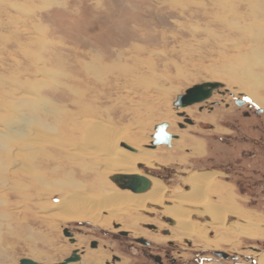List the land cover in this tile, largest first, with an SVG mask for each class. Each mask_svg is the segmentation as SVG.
Here are the masks:
<instances>
[{
	"label": "rangeland",
	"instance_id": "374dc122",
	"mask_svg": "<svg viewBox=\"0 0 264 264\" xmlns=\"http://www.w3.org/2000/svg\"><path fill=\"white\" fill-rule=\"evenodd\" d=\"M239 77L248 80L243 82ZM207 80L219 81L223 86L213 89L206 100L176 109L172 102L178 93ZM243 83L253 89L256 97L240 87ZM225 88L228 92L222 96L220 92ZM218 89L221 91L215 92ZM38 94L51 105L45 101L49 111H35L45 114L48 129L44 128L42 132L39 129L31 136L30 143L25 138L5 142L7 150L0 151V264H18L21 257L56 262L75 247L83 264H88L86 258H90L89 264H152L131 243L136 251H128L129 240L120 238L119 229L131 233V239L133 232V235L154 240L152 250H160L157 247L168 249L170 256L177 257L175 264L233 263L230 259H216L209 252L196 255L202 247L208 251L214 248L236 253L239 261L248 254L251 261L245 263H258L264 253V192L253 193L249 187L236 186L233 170H222V174L214 167L222 161L223 165L232 168L238 149L248 147L244 143L219 139L220 135H232L229 122H241L236 126L241 129L240 135L251 134L257 137L260 146L264 145V133L251 126H264V0H0V129L4 128L2 123L10 111L26 115V102L22 100L37 99ZM236 97L247 99L244 104H251L250 107L237 106ZM221 98L227 104L220 100V104H213L214 109L211 106L205 110L199 108ZM17 103L20 104L18 109L11 108ZM246 107L260 112L249 110L250 116L245 117L241 109ZM179 111H184L194 122H183V117L177 114ZM93 119L115 127L122 142L143 148L150 159L142 167L138 165L141 172L158 178L167 193L171 192L167 182L156 172L171 177L190 165H198L192 166L193 170L206 171L202 165L219 170L214 171L216 184L209 189L207 201L223 207L232 224L219 227L208 219L191 218L197 225H202L196 228L194 237L178 232L163 220L164 214L155 204L140 210L102 207L100 216L109 211L112 214L98 221L89 217L61 219L50 212H56L51 208L46 209L47 213L42 212V206L49 205V194L46 193L57 181L63 182L64 186L78 180V185L82 183L78 187L79 194H92L96 182L90 176L95 172L84 175L85 171L76 167L72 171L65 168H69L68 161L73 160L68 158L71 154H75L74 162L96 163L92 159L96 158V144L99 143L81 136L87 121ZM161 121H167L168 130L177 133L178 137L172 138L170 145L151 147L154 124ZM180 121L185 126L180 127ZM202 123L214 126L207 127ZM120 143L118 146L121 147ZM81 148L89 150L84 159ZM76 155L80 160L75 158ZM14 157L18 163H13ZM240 161L242 165L236 166L235 170L244 177L263 171L260 169L263 161ZM101 167H105L104 162L97 171ZM35 171L40 178L33 182ZM190 171L189 168L184 171L185 176H180L185 183ZM100 172L105 186L115 185L122 189L110 178L117 170L110 169L106 173L100 169ZM85 187H88L87 191ZM178 188L173 191L187 190ZM42 189L46 191L43 193ZM53 193L50 200L54 201L60 192ZM211 194L216 195L217 200H211ZM42 195L41 199L39 196ZM243 220L250 223H242ZM146 223L169 227L172 234L168 236L160 229L152 231ZM234 223H239L241 228L232 226ZM64 228L72 232L73 241L63 232ZM208 233L214 234L211 237ZM168 239H173L177 245L169 247L166 245ZM91 240L96 241L95 247L89 245ZM263 258L258 264H264Z\"/></svg>",
	"mask_w": 264,
	"mask_h": 264
},
{
	"label": "bare ground",
	"instance_id": "6f19581e",
	"mask_svg": "<svg viewBox=\"0 0 264 264\" xmlns=\"http://www.w3.org/2000/svg\"><path fill=\"white\" fill-rule=\"evenodd\" d=\"M44 3V2H43ZM14 40V39H13ZM30 43V41H29ZM256 48V47H255ZM241 58H243L241 56ZM248 60V59H247ZM38 65V64H37ZM40 66V65H39ZM38 68V66H37ZM44 70V67H43ZM42 70V71H43ZM241 70H243L241 68ZM243 72V71H242ZM236 73V72H235ZM18 75V74H17ZM218 76V75H217ZM239 76V74H238ZM244 76V75H243ZM246 76V75H245ZM19 77V76H18ZM229 77V76H228ZM232 77V76H231ZM235 77V76H234ZM12 78V77H11ZM44 78V77H43ZM230 78V77H229ZM233 78V77H232ZM242 78V77H239ZM9 79V78H8ZM7 79V81H8ZM38 79V78H37ZM234 79V78H233ZM243 82H246L248 79L243 77ZM15 80V79H14ZM26 80V79H25ZM43 82V81H42ZM240 83V82H239ZM244 84V83H243ZM14 85V84H13ZM248 85V82H247ZM242 86V88L245 90V92H248L252 97H256L255 92H253V89L250 87L248 88L247 86L244 85H240V87ZM255 86V85H254ZM22 87V86H21ZM257 87V86H256ZM24 89V88H23ZM81 93V92H80ZM39 95V94H38ZM22 97V96H21ZM34 97V96H33ZM82 97V96H81ZM25 98V97H24ZM35 98H30V99H24L22 100L23 103H25L26 105V115L24 114V112H22L21 114L18 112L15 114L14 111H10V114H6V120L5 122L2 123V126H4L3 129H0V151H4L7 150L6 147L7 145H5V142H9V141H16L19 138H25L27 143H30V139L32 138L31 136L33 134H35L39 129L42 130L44 128L48 129V122H46L44 119L45 117L43 115H40L39 112H35L36 109H40V110H44L49 111L48 110V106H46L45 103L43 102H47L48 100L43 97L40 98L36 97ZM260 98V97H259ZM264 102V100H263ZM262 101H260V103L263 104ZM12 103V102H11ZM43 103V104H41ZM12 105V104H11ZM16 104L12 105L11 108L18 109L19 105L17 103V106L15 107ZM49 105V103H48ZM51 106V105H49ZM18 107V108H17ZM7 111H9V109L7 108H3ZM12 110V109H11ZM19 111V110H18ZM85 111V110H84ZM21 112V111H20ZM85 114V113H84ZM79 115V113L77 114ZM48 116V115H47ZM59 116V115H57ZM52 118V117H51ZM50 118V119H51ZM49 119V118H48ZM90 119V118H89ZM77 120V119H76ZM87 120V119H86ZM74 121V120H73ZM85 122V121H84ZM87 128L85 131H83L82 133V138L88 139L92 142H97L99 144H96L97 146V153H96V158L92 159V162H96V163H91V165H87L86 163H84V161H80V162H74V156L75 154H71V157L68 158H73L72 162L68 161L69 159L67 158L66 160L69 162L68 166L69 168H65V164H64V168L67 169H71L74 170V167L78 168V170H83L85 171L83 174H92L95 172V174L91 175L90 178L91 179H95V187H93V191L92 194L89 195H85L84 193L79 194L80 191L79 190V186L77 184V182L69 184V183H65V185L63 186V182L60 183L59 181L56 182L55 186L52 187V189H50V191L47 194H49V200L48 203L49 205L43 207L42 206V212L46 211V209H56L53 213V211L50 212L52 214H56V216L58 215L59 217L62 218H81V217H89L92 219H97V221L99 219H103V217L109 216L110 214H112L111 211H109L108 214L102 215V211L103 209H101L102 207H111L110 209H117L115 206H117L118 208H127V209H143L146 206L150 205V204H155L157 206L160 207V211L161 213L164 214V216H169L172 217L175 221V225L174 227L178 230V232L183 233V234H188L190 236H196V228L198 226L202 225H197V222H195V220H192L191 218L194 219V215L198 214V219L200 217L204 218L205 215L208 217V222H212L214 223V225L217 226H225L228 224H232L231 221L227 220V214L225 213V210L223 207L213 204L211 202H208V196H209V189L212 188V186H214L216 183L214 182L215 180V172L214 171H204V170H193L190 171L187 176H186V191H180V192H176L175 191H171L167 193V188L165 189V186L161 183V181L154 177L151 176L149 174H145L144 175L149 179L150 181V186L142 191V192H134L131 191L129 189H118L115 188L112 185L109 186H105L106 184L103 182L104 179L102 178V173L100 172V169H104V171L107 173L108 171H110V169L112 170H117V172H128V173H142L140 168H139V164H147V162H149V154H146L143 152V148H139L136 146L129 144L130 146H132L134 148V150H128L124 147H120V145L118 146V144L120 143L121 140V134H117V130L115 127L110 126L107 124V122L100 120V119H93V120H89L87 121ZM58 123V122H57ZM56 123V124H57ZM80 123V122H78ZM50 124V123H49ZM63 124V123H62ZM25 125V128H24ZM60 125V124H58ZM81 125V124H78ZM84 125V124H83ZM82 125V126H83ZM23 127V128H22ZM55 127V126H54ZM61 127V126H59ZM66 127V126H65ZM52 128V127H51ZM74 128V127H73ZM118 130H120L119 128H117ZM53 130V129H52ZM75 132L76 130L73 129ZM46 132V131H44ZM50 132L53 133V131L50 130ZM59 132V131H58ZM70 132V131H68ZM72 132V131H71ZM45 134V133H44ZM59 135V134H58ZM35 136V135H34ZM50 136V135H49ZM48 136V137H49ZM114 136H116L114 139ZM119 136V137H118ZM45 137V136H44ZM47 137V136H46ZM62 137V136H61ZM60 137V138H61ZM75 137V136H74ZM51 138V137H50ZM35 139V138H34ZM124 139V138H123ZM127 140H129L128 138H126ZM181 139V138H180ZM22 140V139H21ZM39 140V138H38ZM50 140V139H49ZM136 140V139H135ZM18 141V140H17ZM32 141V140H31ZM46 141V140H45ZM134 141V140H133ZM49 142V141H48ZM55 142V141H54ZM58 142V141H57ZM126 142V141H125ZM183 142V141H182ZM20 143V142H19ZM43 143V142H42ZM41 143V144H42ZM47 143V142H46ZM50 143V142H49ZM48 143V144H49ZM134 143V142H133ZM179 143V142H178ZM26 144V143H23ZM37 144V143H36ZM47 144V145H48ZM73 144V143H72ZM12 145V144H11ZM34 145V144H33ZM46 145V144H45ZM52 145V143H51ZM56 145V144H55ZM57 145H61V144H57ZM56 145V146H57ZM90 145V144H89ZM23 146V145H22ZM31 146V145H30ZM37 146V145H36ZM34 146V147H36ZM77 146V144L75 145ZM92 146V145H91ZM25 147V145H24ZM32 147V146H31ZM43 147V146H42ZM60 147V146H59ZM19 148V147H18ZM21 148V147H20ZM23 148V147H22ZM26 148V147H25ZM29 148V147H27ZM80 148V147H79ZM83 148V146H82ZM80 151H82L81 153V158L84 157V155L86 154L87 151L89 150H85L82 149ZM36 149V148H33ZM63 149V148H62ZM67 149V148H66ZM73 149V148H72ZM15 150V149H14ZM32 150V148H31ZM40 150V149H39ZM44 150V148H43ZM9 151V150H8ZM23 151V150H20ZM51 151V150H50ZM57 151V150H56ZM74 151V150H73ZM34 152V151H33ZM38 152V151H37ZM42 152V151H41ZM52 152V151H51ZM68 152V151H67ZM66 152V153H67ZM71 152V151H70ZM2 153V152H1ZM8 153V152H7ZM29 153V152H28ZM31 153V152H30ZM89 153V152H88ZM87 153V154H88ZM95 152L90 154H94ZM26 154V153H25ZM58 154V153H57ZM61 154V153H59ZM69 155V154H68ZM25 156V155H24ZM33 154L30 155V158H32ZM94 156V155H93ZM38 157V156H37ZM42 157V156H41ZM44 157V155H43ZM54 157V156H53ZM56 157V156H55ZM54 157V159H55ZM98 157V158H97ZM20 158L22 159V157L20 156ZM61 158V157H60ZM75 158H79L77 155L75 156ZM85 158V157H84ZM83 158V159H84ZM38 159V158H37ZM36 159V160H37ZM62 159V158H61ZM60 159V160H61ZM12 161H14L13 163H18V159H16V157H14V160L11 159ZM80 160V158L78 159ZM26 161V160H25ZM46 161V160H45ZM49 161V160H48ZM51 161V160H50ZM54 161V160H52ZM64 161V160H62ZM76 161V160H75ZM34 162V160H33ZM37 162V161H36ZM57 162L58 159H57ZM61 162V161H60ZM59 162V163H60ZM88 162V161H87ZM105 163V167H101L99 169V171H97V168L101 165V163ZM26 163V162H25ZM78 163V164H77ZM100 163V164H99ZM48 164V163H46ZM149 164V163H148ZM18 165V164H17ZM16 165V167H17ZM33 165V164H32ZM36 165V164H34ZM40 165V164H38ZM52 165V164H51ZM67 166V165H66ZM103 166V165H102ZM29 167V166H28ZM37 167V166H36ZM34 166V168H36ZM45 167V166H44ZM63 167V166H62ZM47 168V167H46ZM17 169V168H16ZM51 169V168H50ZM49 170V169H48ZM62 170V168L60 169ZM12 171V170H11ZM14 171V169H13ZM202 171V172H199ZM17 172V171H16ZM56 172V171H55ZM13 173V172H12ZM11 173V174H12ZM35 174L33 182L37 179H39L40 174L36 175V171L34 172ZM10 174V176L12 177V175ZM15 174V173H14ZM65 174V173H64ZM76 174V173H75ZM81 174V173H79ZM78 175V174H77ZM15 176V175H14ZM21 176V175H19ZM44 176V175H43ZM61 176V175H60ZM50 177V176H49ZM55 177V176H54ZM73 177V176H72ZM76 177V176H74ZM84 177V176H83ZM86 177V176H85ZM88 177V176H87ZM82 178V177H81ZM106 178V177H105ZM48 179V178H47ZM54 178L52 177L51 180H53ZM60 179V178H59ZM77 179V177H76ZM79 179V178H78ZM90 179V180H91ZM97 179V180H96ZM14 180V178H13ZM16 180V179H15ZM50 180V181H51ZM87 180V179H86ZM17 181V180H16ZM49 181V182H50ZM84 181V180H83ZM106 181V180H105ZM15 183V181H13ZM29 184L31 182V180L29 181ZM27 182V183H28ZM23 183V182H22ZM32 183V182H31ZM36 183V182H35ZM43 183V181H42ZM47 183V182H46ZM10 184V183H9ZM50 184V183H48ZM24 185V184H23ZM46 185V184H45ZM54 184H51V186ZM89 185V184H87ZM94 185V184H93ZM4 186V185H3ZM12 186V185H11ZM10 186V188H11ZM49 186V185H48ZM5 187V186H4ZM35 187V186H34ZM37 187V186H36ZM46 187V186H45ZM10 188H8L9 190H11ZM13 188V187H12ZM15 188V186H14ZM43 188V187H42ZM48 188V187H47ZM78 188V189H77ZM81 188V187H80ZM91 188V187H90ZM19 189V188H18ZM25 189V188H24ZM41 189V188H40ZM77 189V190H76ZM86 189V187H85ZM184 189V188H183ZM13 190V189H12ZM38 190V189H37ZM88 190V187L85 191ZM218 190V189H217ZM43 191V189H42ZM46 191V189H45ZM43 191V193L45 192ZM57 191V193L60 195L57 198V200H50L52 199V195H54L53 192ZM78 191V192H77ZM11 192V191H10ZM20 192V191H19ZM32 192V191H31ZM21 193V192H20ZM41 193V192H40ZM26 194V193H25ZM29 194V193H28ZM12 195V193H11ZM22 195V194H21ZM34 195V193H33ZM32 195V196H33ZM37 195V194H36ZM89 195V196H88ZM31 196V197H32ZM169 196V197H167ZM22 197V196H20ZM30 197V196H28ZM27 197V198H28ZM41 199L42 196H39ZM38 197V199H39ZM2 198V197H1ZM34 199V198H33ZM32 199V200H33ZM26 200V199H25ZM36 200V199H35ZM40 200V199H39ZM43 201V200H42ZM41 201V202H42ZM47 201V200H46ZM164 202H167L166 204ZM40 203V202H39ZM46 203V202H45ZM32 204V203H31ZM22 205V204H21ZM24 205V204H23ZM24 207V206H22ZM27 207V204H26ZM35 207V206H34ZM201 209H198V208ZM40 208V207H39ZM28 209V207H27ZM24 210V209H23ZM23 210H22V214H23ZM40 210V209H39ZM48 210V212H49ZM25 213V212H24ZM45 214V213H44ZM127 214V213H126ZM205 214V215H203ZM46 215V214H45ZM54 216V215H53ZM50 217V216H49ZM65 220V219H64ZM244 221V222H243ZM242 223H250V221L248 220H243ZM240 222V221H239ZM200 223V222H199ZM198 223V224H199ZM254 223V222H253ZM253 223H251L253 225ZM11 224V223H10ZM17 224V223H16ZM238 225H236V223H234L232 226H236L235 228L239 229L241 228V225L239 223H237ZM212 225V226H214ZM150 231V230H149ZM249 232V231H247ZM246 233V232H244ZM186 235H181L180 237H185ZM1 246V245H0ZM80 254V253H79ZM3 255V254H2ZM86 256V255H85ZM264 257V253H262L260 255L259 261ZM264 259V258H263ZM86 262L91 261L90 258H86L85 259ZM84 261V262H85ZM258 261V263H259ZM48 263V262H46ZM75 263V262H74ZM257 263V264H258ZM83 264V263H82ZM86 264V263H85ZM208 264V263H205ZM210 264V263H209Z\"/></svg>",
	"mask_w": 264,
	"mask_h": 264
},
{
	"label": "flooded vegetation",
	"instance_id": "af4514ba",
	"mask_svg": "<svg viewBox=\"0 0 264 264\" xmlns=\"http://www.w3.org/2000/svg\"><path fill=\"white\" fill-rule=\"evenodd\" d=\"M219 91H221V90L218 89V91L216 90L215 92H219ZM226 91L228 92V90L225 88V90L222 93L220 92V94L222 96H225L226 95L225 94ZM212 93H213V91H212ZM220 100H222L223 103L227 104L226 101L224 100V98H221L219 100L213 99V100H211L213 102L212 104H208V105L207 104H203V105L199 106V108L201 110H205V109H207V107H210L211 106V109H214V105L220 104V102H221ZM234 101H235V103H236L237 106L238 105H240V106L241 105H246V106H249L250 107V105H251V104H244L245 102H247V99H245V98H237L236 97ZM249 107H246L244 109H241V114L243 116H245V117L250 116L251 112L249 110H252L255 113L260 112V111H258L259 109H255V108H250L248 110ZM193 122L194 121L192 120L191 123H193ZM179 123H181V121ZM229 123L231 124V127L229 125H228V127H230V129H232L233 133H235V134L232 133V135H229V134L220 135V138L219 139L222 140V141H230V140H232V143H236L237 142L238 144L244 143V144H247L248 147L247 148L238 149L237 153L235 154L234 161H233V165L235 167L233 166L232 168L229 169L227 166H225V165H223L221 163L222 161H219L218 164L214 167L215 169H219L220 171L219 170H215L214 168H212L213 166H206V165H202V166L206 167V171L207 170L217 171V172L219 171L220 173L222 172V174H223V171L222 170H224V171H231V170H233V174L236 177L234 179L233 183L236 186H239L241 184V185H243L245 187H249V189H251L253 193H258L256 191L264 192V145L263 146H260L258 144L259 142L256 141V138L257 137L251 136V134H242V135H240L241 134V129L236 128V126H240L241 122H239V121H236V122L232 121V122H229ZM202 124L204 126L207 125V127H213L214 126V125H212L210 123H208L206 125L204 123H202ZM184 126H185V124H184ZM251 126L253 128H255L256 130H258L259 133H261V134L264 133V126L263 125L258 126L257 124H253ZM251 126H249V127H251ZM220 130H223V128H220ZM175 134H177V133H175ZM174 138H176V137H174ZM241 159H243V160L245 159V160L252 161V162L253 161H260L261 163L263 161V166L260 167V169L263 170V171L257 172V174L251 173V174L246 175L245 177L243 175H240L235 169H236V166H241L242 165V161H240ZM239 163H240V165H239ZM192 166H198V165H190V167H188V166L187 167H183V170L184 171H187L189 168H190V170H192L191 169ZM177 169L180 170L181 169L180 166H178ZM252 169H254V168H252ZM184 171H182L180 174H176L175 173L171 177L163 176L160 172L159 173L156 172V175H158L159 177H162V180L164 182H167V184L165 183L166 186H168L169 189L171 191H173L175 188H178V185H179V188L178 189H181V187H182V189L183 188L186 189V185H185L186 183H185V181H183V179L180 178V176H182L183 174H184V176L186 175ZM175 178L176 179L178 178L177 181H174ZM227 179L230 180L229 177H227ZM210 199L211 200H217V196L214 195V194H211ZM232 216L234 217L235 215H232ZM194 219H198V214L194 215ZM146 224L147 225L148 224L151 225V227H149V226H146V227L147 228H150L152 231H159V229H160V231L162 233H165L164 231L165 230H168V233H166V234L168 236H170L172 234V232H171V230H170L169 227H161L160 225H157L155 223H146ZM171 226H174V225H171ZM123 231L124 230H120L119 229L118 235H121L120 238H124V241L125 240H129V242L126 245V247H128V251L130 253L136 251L135 248H137V250H140L141 256L144 257L147 260H150L152 262V264H175V262L177 261L176 260L177 257L174 256V255L170 256V253L168 252V249H166V248H164L162 250L161 247H157V248H159L162 251H160V250L153 251L152 249L154 248V246H153V241L154 240L149 239V238L144 237V236H136V235H133L134 234L133 232H132V235H131V237H132V239H131L130 236H129L131 233H128L127 231H125V232H123ZM209 231L212 232L210 229H209ZM208 234L212 237V235L214 233L213 234L208 233ZM140 237L144 238L147 243L141 242L139 240ZM130 243L135 248L133 246H131ZM175 243L176 242H174L173 239H170V240L168 239L166 245L168 244L169 247H173V246L177 245ZM189 243L190 242L187 240V244H189ZM135 244H140V245L139 246H136ZM123 245H125V244L122 243V246ZM202 248H201V250H199L198 252H196V255L202 256L205 252L206 253L209 252L211 255H215L216 256V259L222 260V258H224V260H227V259L232 260L233 263H231V264H248V263H245V262H248V261L250 262L251 261V258H250L251 256H248V254L247 255H243L244 256L243 258L245 260L242 259V261H239V259H238L239 255L236 254V253H231V252H228V251H225V250H222V249H214V248H211V250L208 251L206 249V247H202ZM215 250H219V251L225 252L227 255H225V256H220L218 254L216 255V254L213 253V251H215ZM80 251H82V250H80ZM153 255H159V257L156 258ZM114 256H115V258L117 260H120V257L118 255H115L114 254ZM168 260H169V262H168ZM179 260H181V258ZM106 263H107V261H106Z\"/></svg>",
	"mask_w": 264,
	"mask_h": 264
},
{
	"label": "water",
	"instance_id": "95a60500",
	"mask_svg": "<svg viewBox=\"0 0 264 264\" xmlns=\"http://www.w3.org/2000/svg\"><path fill=\"white\" fill-rule=\"evenodd\" d=\"M223 86V84L219 81H202L196 84H193L192 86L187 87L182 93H178L173 100V105L176 107V109L183 108L187 105L201 102L203 100H206L208 97L212 95L213 89ZM178 115L183 117V122L191 123L192 120L188 117V115L184 111L177 112ZM179 123L180 127L184 126V123ZM168 122L167 121H161L154 124V130L151 133V140L149 142V145L151 147H154L158 144H166L170 145L171 140L174 137H177L178 135L175 133H172L168 130ZM121 146L134 150L132 146L127 144L126 142L121 141ZM143 165L140 164V167ZM145 173V172H144ZM144 173H128V172H116L113 175H111V179L122 189H129L134 192H142L146 190L150 186L149 179L144 175ZM146 174V173H145ZM198 209H201L200 207ZM162 219L165 220L168 224L174 225L175 221L172 217L169 216H162ZM201 219H208V217L205 215L204 218L201 217ZM147 226L151 227L150 224ZM63 232L65 234L68 233L70 235L71 241L74 240V237L72 236V232L68 231L67 228L63 229ZM125 232V231H123ZM165 233H168V230L164 231ZM139 240L143 243H147L146 240L142 237L139 238ZM89 245L91 247L96 246V241L91 240ZM214 254H218L220 256L227 255L225 252L215 250L213 251ZM154 257L158 258L159 255H153ZM70 262H76L77 264H82L81 262V255L79 254L78 248H74L71 250L70 254L64 257L60 261L56 262H40L36 261L29 257H21L18 261V264H68Z\"/></svg>",
	"mask_w": 264,
	"mask_h": 264
},
{
	"label": "crops",
	"instance_id": "0c3cea01",
	"mask_svg": "<svg viewBox=\"0 0 264 264\" xmlns=\"http://www.w3.org/2000/svg\"><path fill=\"white\" fill-rule=\"evenodd\" d=\"M175 238V237H174Z\"/></svg>",
	"mask_w": 264,
	"mask_h": 264
}]
</instances>
